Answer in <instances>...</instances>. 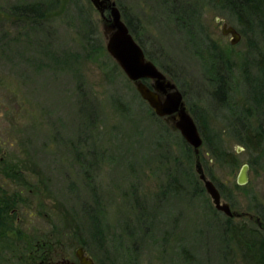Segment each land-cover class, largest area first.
Instances as JSON below:
<instances>
[{
	"label": "rangeland",
	"instance_id": "1",
	"mask_svg": "<svg viewBox=\"0 0 264 264\" xmlns=\"http://www.w3.org/2000/svg\"><path fill=\"white\" fill-rule=\"evenodd\" d=\"M112 1L183 94L204 143L196 154L142 99L108 53L107 23L90 0H0V196L19 200L0 264H23L37 240L72 249L75 235L103 264H252L236 231L264 237V144L247 147L236 119L249 112L255 133L264 121L253 99L264 16L241 23L219 0ZM31 4L45 6V20L13 13ZM223 24L239 32L237 45ZM197 165L240 218L216 210Z\"/></svg>",
	"mask_w": 264,
	"mask_h": 264
},
{
	"label": "water",
	"instance_id": "2",
	"mask_svg": "<svg viewBox=\"0 0 264 264\" xmlns=\"http://www.w3.org/2000/svg\"><path fill=\"white\" fill-rule=\"evenodd\" d=\"M90 1L100 13L101 18L107 23L108 42L106 48L108 53L128 79L135 83L138 93L149 104L154 113L161 118L172 117L175 128L180 132L184 141L198 154L204 141L195 120L187 110L183 94L171 80L159 71L152 61L147 59L143 48L135 40L123 20L116 3L112 0ZM222 34L231 36V45L233 46L241 41L239 32L227 24H223ZM145 80L154 82V90L149 88L144 82ZM163 94H167L164 100L161 98ZM247 169L248 165H244L238 176V185L240 186L248 183ZM197 172L216 210L229 218L241 217L240 214L232 211L230 204L223 201L217 185L206 176L201 165H197ZM82 263L94 264L92 260L86 258L82 259Z\"/></svg>",
	"mask_w": 264,
	"mask_h": 264
},
{
	"label": "trees",
	"instance_id": "3",
	"mask_svg": "<svg viewBox=\"0 0 264 264\" xmlns=\"http://www.w3.org/2000/svg\"><path fill=\"white\" fill-rule=\"evenodd\" d=\"M217 1V0H216ZM224 8L230 10L241 23H249L250 17H261L264 16V0H219ZM175 10L178 11L177 16L182 15V9L180 6H176ZM15 16L25 18L32 21L34 24L39 23L41 20H45L47 17V9L43 4H31L27 6H18L13 8ZM127 26L130 29L132 35L136 36L134 26L127 15H123ZM178 18V17H177ZM182 18V17H181ZM180 18V19H181ZM194 25V24H193ZM191 27V23L189 24ZM193 27V26H192ZM259 70L262 72L264 77V64L261 62L257 63ZM220 73V72H219ZM218 85L216 88V94L221 96V100L226 98L228 92L227 81L224 77L219 74ZM259 89L253 93V99L257 103V108L264 113V78L263 82H259ZM264 117V115H262ZM252 115L246 112V115L238 117L236 119L237 126L240 134H244L245 138L242 140L247 147L251 148H262L264 144V121L261 119L256 133L253 131ZM262 117V118H263ZM264 119V118H263ZM6 168L3 169V173L6 176H10V170L7 169L8 164H5ZM16 171V169L14 168ZM17 197V196H15ZM20 199V198H19ZM19 201V200H18ZM18 201L11 196H0V237H3L5 228H8V223L12 221L10 216L11 211L16 207ZM16 213V212H14ZM13 213V214H14ZM264 221V218H262ZM95 220V218H93ZM238 234L239 246L243 248L245 256L251 261L252 264H264V237L259 236L260 231H250L249 234L246 227L236 231ZM2 235V236H1Z\"/></svg>",
	"mask_w": 264,
	"mask_h": 264
},
{
	"label": "flooded vegetation",
	"instance_id": "4",
	"mask_svg": "<svg viewBox=\"0 0 264 264\" xmlns=\"http://www.w3.org/2000/svg\"><path fill=\"white\" fill-rule=\"evenodd\" d=\"M151 81L152 80H145L144 82L151 90H154V82L152 81L153 83H151ZM167 94L161 95V98L164 100ZM166 119L174 121L172 117H166ZM236 218L240 217L231 219ZM257 222L259 225H262L264 221L263 219L259 218ZM262 227L264 228V225ZM72 239L77 240H75V245L72 247V249H70L68 244H66L62 239L55 240V242L49 239L37 240L35 243L30 245L32 249L29 251L28 255L26 257L20 258L18 261L22 262L23 264H83L82 259L86 258L88 260H92L94 264H103L93 253L92 249L90 248L91 243L88 241V239L87 241L82 238L79 239L76 235L73 236ZM93 247L95 246L93 245Z\"/></svg>",
	"mask_w": 264,
	"mask_h": 264
}]
</instances>
